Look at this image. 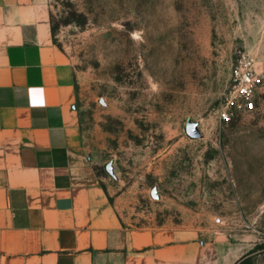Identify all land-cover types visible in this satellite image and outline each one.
<instances>
[{
  "label": "rangeland",
  "instance_id": "obj_1",
  "mask_svg": "<svg viewBox=\"0 0 264 264\" xmlns=\"http://www.w3.org/2000/svg\"><path fill=\"white\" fill-rule=\"evenodd\" d=\"M47 2L121 222L190 233L207 264H264V92L217 114L241 54L264 75V0Z\"/></svg>",
  "mask_w": 264,
  "mask_h": 264
},
{
  "label": "crops",
  "instance_id": "obj_2",
  "mask_svg": "<svg viewBox=\"0 0 264 264\" xmlns=\"http://www.w3.org/2000/svg\"><path fill=\"white\" fill-rule=\"evenodd\" d=\"M51 32L47 0H0V264H207L190 233L121 222Z\"/></svg>",
  "mask_w": 264,
  "mask_h": 264
},
{
  "label": "built area",
  "instance_id": "obj_3",
  "mask_svg": "<svg viewBox=\"0 0 264 264\" xmlns=\"http://www.w3.org/2000/svg\"><path fill=\"white\" fill-rule=\"evenodd\" d=\"M264 75L256 72L254 58L241 54L230 72V87L217 109L218 118L228 122L241 112H252L264 92Z\"/></svg>",
  "mask_w": 264,
  "mask_h": 264
},
{
  "label": "trees",
  "instance_id": "obj_4",
  "mask_svg": "<svg viewBox=\"0 0 264 264\" xmlns=\"http://www.w3.org/2000/svg\"><path fill=\"white\" fill-rule=\"evenodd\" d=\"M235 264H250V260L249 258H240L235 262Z\"/></svg>",
  "mask_w": 264,
  "mask_h": 264
}]
</instances>
